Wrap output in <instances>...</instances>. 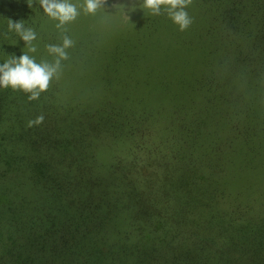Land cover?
I'll list each match as a JSON object with an SVG mask.
<instances>
[{
    "label": "trees",
    "instance_id": "16d2710c",
    "mask_svg": "<svg viewBox=\"0 0 264 264\" xmlns=\"http://www.w3.org/2000/svg\"><path fill=\"white\" fill-rule=\"evenodd\" d=\"M133 3L58 29L0 0V64L74 41L38 100L0 88V264H264V0H193L185 32Z\"/></svg>",
    "mask_w": 264,
    "mask_h": 264
},
{
    "label": "clouds",
    "instance_id": "9594fccd",
    "mask_svg": "<svg viewBox=\"0 0 264 264\" xmlns=\"http://www.w3.org/2000/svg\"><path fill=\"white\" fill-rule=\"evenodd\" d=\"M107 0H84L83 11L88 15H95L104 7ZM193 0H143L141 7L147 9L152 16L167 14L168 18L178 27L180 32H185L194 23L187 9ZM44 13L52 20L58 21L56 27L63 29L65 25L74 22L80 15L75 4L69 0H40ZM132 12L136 11L133 6ZM9 29L14 30L28 46L29 53L37 51L34 41L36 33L31 28H25L22 21L9 22ZM74 46V41L67 35L62 37V44H49L47 52L54 56V62L42 61L37 63L36 59L28 53H23L19 58L12 56L0 64V88L21 91L28 94L29 101L38 100L42 93L50 87L52 80L59 79L62 61L69 58L67 49ZM44 121L41 113L35 119L28 121V127L38 126Z\"/></svg>",
    "mask_w": 264,
    "mask_h": 264
},
{
    "label": "rangeland",
    "instance_id": "374dc122",
    "mask_svg": "<svg viewBox=\"0 0 264 264\" xmlns=\"http://www.w3.org/2000/svg\"><path fill=\"white\" fill-rule=\"evenodd\" d=\"M133 4L131 5V9L133 8V6L135 5V7L137 8V6H138V8L140 9V10H142V11H148L147 9H143L142 7H141V5L143 4V0H139L138 1V3L136 2V0H133ZM83 5L84 4H79L78 6H80L79 8H78V10L80 11V15L77 17V19L78 20H88V18H89V15L88 14H85V12L83 11ZM149 12V11H148ZM150 13V12H149ZM97 16H93L92 18H91V20H94L95 18H96ZM109 22H112L110 19H109ZM109 22H108V20H105V25L103 26V25H101L100 24V21L98 22V24H97V27L98 26H100V27H102L103 28V30L104 31H106L107 33H111V36H113V37H115V36H123L124 34H125V31L122 29V28H120L118 25H111V24H109ZM83 24H84V22H82ZM134 23H136V21H135V19H134V17H130L129 19H128V26L126 25V29L128 28V27H130V26H133V25H135ZM154 38H156V35L154 36Z\"/></svg>",
    "mask_w": 264,
    "mask_h": 264
}]
</instances>
